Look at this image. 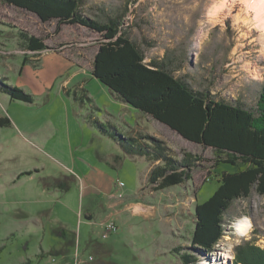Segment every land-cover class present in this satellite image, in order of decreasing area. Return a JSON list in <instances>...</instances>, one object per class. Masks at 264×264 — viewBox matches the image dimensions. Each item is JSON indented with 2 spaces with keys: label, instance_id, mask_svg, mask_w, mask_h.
I'll list each match as a JSON object with an SVG mask.
<instances>
[{
  "label": "rangeland",
  "instance_id": "1",
  "mask_svg": "<svg viewBox=\"0 0 264 264\" xmlns=\"http://www.w3.org/2000/svg\"><path fill=\"white\" fill-rule=\"evenodd\" d=\"M85 1V15L99 20L101 9L114 14L126 6L124 24L146 62L169 55L174 75L194 89L255 107L264 84V28L245 0ZM240 13L244 25L236 22ZM19 32L48 49L26 51ZM98 38L80 25L42 22L0 2V80L33 98L11 101L0 90V120L10 121L0 125V264H58L76 249L103 264H182L180 254L188 251L198 264H231L241 241L264 248V195L252 191L226 210L224 237L212 253L189 250L195 206L213 195L222 172L239 167L216 166L212 149L115 100L91 75ZM40 80L46 86L39 88ZM113 130L122 137L149 134L177 159L188 153L201 160L184 186L154 192L146 181L150 163L126 155ZM118 182L123 200L113 197ZM88 213L94 219L86 222ZM244 219L251 225L245 235L235 227ZM109 221L117 231L102 239ZM178 247L180 254L173 252Z\"/></svg>",
  "mask_w": 264,
  "mask_h": 264
},
{
  "label": "trees",
  "instance_id": "2",
  "mask_svg": "<svg viewBox=\"0 0 264 264\" xmlns=\"http://www.w3.org/2000/svg\"><path fill=\"white\" fill-rule=\"evenodd\" d=\"M0 2L35 14L42 22L55 20L58 26L77 24L98 34L91 75L115 100L149 115L184 140L212 149L216 166L224 163L239 167L233 173L222 172L213 195L194 208L188 248L212 253L224 237V216L233 201L248 198L252 191L264 195V84L255 107L248 108L239 101H216L208 91L194 89L183 77L174 75L176 69L169 55L146 62L145 50L131 38L130 28L124 24L126 6L114 14L101 9L102 20H99L85 15V0ZM19 36L28 52L48 49L38 37L23 32ZM144 44L147 49L153 47L145 40ZM26 61L24 57L22 66ZM0 90L11 101L33 102L31 95L5 85L3 80H0ZM9 124L8 118L0 120L1 126ZM112 135L118 136L115 130ZM134 135H119L118 144L126 155L143 157L155 164L146 177L154 192L184 186L191 180V172L201 160L199 156L184 153L177 159L165 142L139 131ZM182 250L183 247H178L173 252L180 254ZM232 252L233 264H264V248L252 240L241 241ZM180 259L182 264L200 261L190 251L181 253ZM93 264L103 263L94 259Z\"/></svg>",
  "mask_w": 264,
  "mask_h": 264
},
{
  "label": "built area",
  "instance_id": "3",
  "mask_svg": "<svg viewBox=\"0 0 264 264\" xmlns=\"http://www.w3.org/2000/svg\"><path fill=\"white\" fill-rule=\"evenodd\" d=\"M115 187L117 188V192L116 194L113 195V197L115 199L118 200H123V194H122V189L124 188V183L122 182H118L115 184ZM103 228V232L101 234V238L102 239H106L109 235L115 233L117 231V226L114 224V222L109 221L107 224H103L102 225ZM233 253H232V258H231V264H233ZM70 261L67 263H58V264H91L92 262H94V257L93 256H89V257H84L83 253L80 252L79 250L76 249L75 254H73V256H71V258H69ZM53 263L56 264L55 260L52 259Z\"/></svg>",
  "mask_w": 264,
  "mask_h": 264
},
{
  "label": "bare ground",
  "instance_id": "4",
  "mask_svg": "<svg viewBox=\"0 0 264 264\" xmlns=\"http://www.w3.org/2000/svg\"><path fill=\"white\" fill-rule=\"evenodd\" d=\"M245 4L247 6H250L256 13L257 15V19L260 20V24L261 26L264 28V0H245ZM223 7L225 4H222ZM221 5V8H222ZM219 9V8H218ZM236 22H241L242 25H244L247 22L246 17L244 16V18H242L241 13L239 15H237L236 17ZM262 40L264 41V37H262ZM236 230L240 233V234H247L249 228L251 227L250 222L248 219H244V220H240L236 225Z\"/></svg>",
  "mask_w": 264,
  "mask_h": 264
},
{
  "label": "crops",
  "instance_id": "5",
  "mask_svg": "<svg viewBox=\"0 0 264 264\" xmlns=\"http://www.w3.org/2000/svg\"><path fill=\"white\" fill-rule=\"evenodd\" d=\"M26 58V57H25ZM29 61H31L32 59L30 58V59H28ZM25 69V65L24 66H22L19 70V74L21 75L22 73H23V70ZM45 81L46 80H40V81H38V86H39V88H42V84H43V86H46V84H47V81H46V84H45ZM155 164H152V163H150V165H149V167H148V172H149V170L151 169L150 167H152V166H154ZM117 203V202H116ZM112 206L115 204V203H110ZM117 204H119V203H117ZM117 206V205H116ZM115 206V207H116ZM109 207V206H108ZM110 208H112V207H110ZM134 208V207H133ZM135 209V208H134ZM142 209V208H141ZM135 212V211H134ZM116 215V216H118L119 214H120V212L118 211V212H116V211H114V213H112L111 215ZM92 219H94L93 218V215L92 214H85V220H86V222H89V221H91ZM90 238V237H89ZM80 241V240H79ZM70 257L69 256H67V257H63V263H67V262H69V259Z\"/></svg>",
  "mask_w": 264,
  "mask_h": 264
}]
</instances>
